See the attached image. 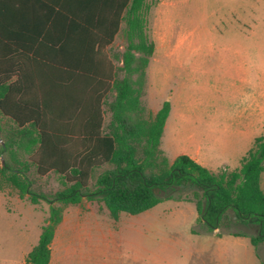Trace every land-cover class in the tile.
Segmentation results:
<instances>
[{
  "label": "trees",
  "instance_id": "trees-1",
  "mask_svg": "<svg viewBox=\"0 0 264 264\" xmlns=\"http://www.w3.org/2000/svg\"><path fill=\"white\" fill-rule=\"evenodd\" d=\"M94 9L95 24L68 29L67 47L77 58H0V190L14 186L21 198L49 204L26 262L50 264L51 244L69 205L98 200L118 221L122 213L181 200L168 192L186 185L195 188L198 219L209 231L220 228L232 209L260 226L252 244L264 243V135L231 171H212L186 154L171 161L160 147L171 103L165 101L150 120L141 101L156 49L147 30L148 0H95ZM120 32L125 49L112 54ZM33 171L57 174L63 188L38 191Z\"/></svg>",
  "mask_w": 264,
  "mask_h": 264
},
{
  "label": "rangeland",
  "instance_id": "rangeland-1",
  "mask_svg": "<svg viewBox=\"0 0 264 264\" xmlns=\"http://www.w3.org/2000/svg\"><path fill=\"white\" fill-rule=\"evenodd\" d=\"M148 3L147 30L156 49L141 101L150 120L165 101L172 105L161 144L168 157L173 160L193 144L189 135L205 143L207 135H218L228 149L254 133L264 135V0ZM125 42L120 36L117 49ZM32 173L38 191L63 188L55 173ZM194 189L170 190L181 200H162L136 215L122 213L117 223L101 201L84 199L67 206L68 216L79 210L101 213L90 216L92 228L80 241H67V233L58 229L52 264H259L256 254L264 261V243L256 247L250 241L260 226L228 209L222 226L209 231L198 219ZM48 214L46 201L33 204L14 186L0 190V264H28L24 253L38 241Z\"/></svg>",
  "mask_w": 264,
  "mask_h": 264
},
{
  "label": "crops",
  "instance_id": "crops-1",
  "mask_svg": "<svg viewBox=\"0 0 264 264\" xmlns=\"http://www.w3.org/2000/svg\"><path fill=\"white\" fill-rule=\"evenodd\" d=\"M94 2L95 0H0V58L27 61L77 58L74 55L75 53H69L73 50L70 51L67 47L69 45L67 32L68 29L77 31V29L95 24L97 9H94ZM120 36H123L121 32L116 35L110 47V53L118 54L124 51L125 46L123 44L119 50L116 47ZM76 39L78 38L76 37ZM71 43L75 45L76 42L72 41ZM166 127L167 121L164 132ZM255 136L256 133L251 135L250 140L244 144L228 149L229 144L221 142L223 139L218 135H207L206 138L209 140L207 143L196 137V135H189V139L193 141V144L183 148L182 151L176 154L175 158L181 154H186L212 171L216 172L222 168L231 171L240 167L242 158L254 144L257 137ZM166 156L168 157L167 154ZM231 161L234 162L233 168L229 166ZM99 213L101 212L80 210L70 212L69 216L64 213L63 220L57 227L55 236L60 228L67 233V241H73L74 239L80 241L92 228L88 222L91 219L90 216H96ZM113 221L117 223L114 219ZM53 243L54 239L51 245ZM36 244L24 253L25 260ZM256 257L259 264H264V261L257 254ZM53 258L54 254L51 246L50 264H52Z\"/></svg>",
  "mask_w": 264,
  "mask_h": 264
},
{
  "label": "water",
  "instance_id": "water-1",
  "mask_svg": "<svg viewBox=\"0 0 264 264\" xmlns=\"http://www.w3.org/2000/svg\"><path fill=\"white\" fill-rule=\"evenodd\" d=\"M0 141H1L2 143H4L3 139L1 138V136H0ZM2 161H3L2 163H3V165H4L5 160H4L3 156H2Z\"/></svg>",
  "mask_w": 264,
  "mask_h": 264
}]
</instances>
